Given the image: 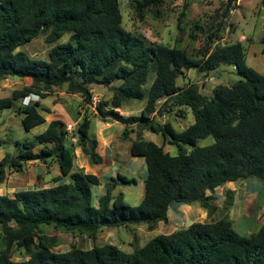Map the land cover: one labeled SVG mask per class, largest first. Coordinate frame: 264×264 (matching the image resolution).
<instances>
[{"label": "trees", "instance_id": "obj_1", "mask_svg": "<svg viewBox=\"0 0 264 264\" xmlns=\"http://www.w3.org/2000/svg\"><path fill=\"white\" fill-rule=\"evenodd\" d=\"M165 1L134 0L131 7L139 19L145 14L158 18ZM121 20L118 0H0V79L30 80L29 85L0 98V112L33 98L16 109L22 127L32 131L46 122L40 102L51 96L53 88L66 85V93L79 95L85 106L92 105L91 86L111 88L110 99L95 106L94 116L123 125L126 138L135 131L128 128H136L129 153L143 158L146 170L138 206H130L122 192L113 194L119 183H136L119 173V183L111 178L93 204L92 190L101 185L100 179L81 169L73 171L74 145H66V126L51 120L41 133L16 143L17 155L0 159V184L8 167L20 170L28 162L50 160L68 182L57 179L48 188L0 194V264H264V224L255 234L242 237L227 218L159 235L133 253L109 244L53 251L59 241L46 233V226L91 240L104 227L145 224L152 231L159 223H167L168 210L176 204L197 203L212 215L216 210L213 194L225 183L255 179L264 186V76L246 65L243 45L212 50L211 45L220 40L217 27L208 36V47L193 58L178 45L148 44L125 31ZM66 34L67 42L51 47L48 61L19 50L39 35L52 45ZM221 65L232 66L241 79L231 86H217L211 96L202 95L194 84H176L183 71L196 68L207 74ZM151 73L154 78L147 86ZM130 100H145L138 116L119 112ZM181 108L189 109L194 121L180 133L170 123L155 120L156 115ZM90 124L91 117L81 115L74 131L76 146L99 165L102 158L96 151L97 139L89 136ZM143 131L160 134L163 145L144 139ZM209 136L214 139L212 145L196 146ZM165 143L175 147L177 154L165 151ZM13 247L23 249L28 259L13 261Z\"/></svg>", "mask_w": 264, "mask_h": 264}, {"label": "rangeland", "instance_id": "obj_2", "mask_svg": "<svg viewBox=\"0 0 264 264\" xmlns=\"http://www.w3.org/2000/svg\"><path fill=\"white\" fill-rule=\"evenodd\" d=\"M134 0H118L122 28L136 36H139L148 44H160L166 47L178 45L180 48L193 58H199L200 54L208 47V36L218 27L221 29L220 40L211 45V49L218 46L240 43L245 49L246 65L257 73L264 76V6L262 0H166L160 10L158 18L152 14H145L142 19L134 15L131 4ZM183 14V15H182ZM225 16V17H224ZM195 25L198 30H195ZM195 30V40L190 37ZM69 35H64L52 45L46 44L44 35H39L31 42L19 48L29 57L35 60L48 61V53L51 47L67 42ZM154 74H149L147 86L152 82ZM241 78L232 66L221 65L216 71L207 74L199 72L193 68L183 71L182 75L176 80L179 87L188 83L198 87L199 92L205 96H211L217 86H231ZM29 79H19L8 77L0 79V98L9 97L14 90H20L23 86L29 85ZM113 86H116L114 84ZM92 91V105L85 106L79 95H69L66 93V85L52 89L51 96L41 100V115L49 121L52 119H64L67 129L66 145H74L77 148V137L75 136V119L87 114L92 117L96 114L95 106L101 101H108L111 97V88L98 85L90 87ZM22 100L15 102L13 108L0 112V159L5 154L11 156L18 154L17 142L31 139L35 133H41L44 128H37L36 131H26L21 125V116L16 109L22 105ZM145 106V100H130L123 104L121 111L123 115L138 116ZM80 112V115L77 112ZM97 120L91 119L89 136L96 138L98 135ZM155 120L161 124L170 123L175 132H182L190 126L194 119L189 109H174L171 113H164L163 116H155ZM112 129L114 146L119 149V156L115 162L116 173L108 172V164L95 165L90 161L87 163L89 174L97 175L102 186L109 183L107 179L117 180V173L128 179H134L135 184L125 186L117 185L114 195L122 192L125 201L132 207L138 206L144 195L145 167L143 158L130 156V141L135 139V135L126 138L123 135L124 126L116 123ZM35 131V132H33ZM131 134V133H130ZM144 139L153 142L157 146L163 145V137L151 131L142 132ZM214 143V139L209 136L197 141V147H206ZM168 150L170 155L177 154L175 147L170 145ZM167 149L166 146H164ZM190 151L191 147H186ZM75 154V153H74ZM83 154V153H82ZM84 155V154H83ZM81 154L75 155L73 171L84 164V157ZM85 156V155H84ZM86 157V156H85ZM87 158V157H86ZM88 159V158H87ZM89 160V159H88ZM84 171V170H83ZM6 180L0 184V194L12 195L20 190H32L48 188L54 185V180L61 179L58 166L54 161L46 163L28 162L20 170L8 167L6 170ZM68 178H62L59 180ZM209 195V193H207ZM216 207L215 212L208 216V212L199 211L191 213H180L172 207L170 210V224L156 225L150 231L145 224L137 226L107 228L100 230L97 238L91 240L87 237L61 234L46 226L45 231L51 236L57 237L59 245L53 251L64 253L72 246L89 250L93 247H100L105 244L113 245L125 253H133L142 248L150 240L159 235H165L174 227L175 231L184 228L190 223L210 222L221 218H227L232 222L234 230L242 237H249L255 234L264 224V186L255 179L225 183L216 189L213 194ZM95 199V198H93ZM93 200V204H95ZM189 206L195 208L197 203ZM184 208V207H183ZM200 208V207H199ZM179 216L178 218L176 216ZM180 219V223L179 222ZM174 231V230H173ZM168 235V234H167ZM13 261H23L28 259V255L23 249L12 248L10 252Z\"/></svg>", "mask_w": 264, "mask_h": 264}, {"label": "crops", "instance_id": "obj_3", "mask_svg": "<svg viewBox=\"0 0 264 264\" xmlns=\"http://www.w3.org/2000/svg\"><path fill=\"white\" fill-rule=\"evenodd\" d=\"M41 103V102H40ZM122 108V107H121ZM121 108L119 109V112L122 114V111H121ZM80 116H78L76 119H75V121H74V123H75V126L74 127H76V125H77V123L80 121ZM92 118H95V119H98L97 120V126H98V135H97V137H96V139H97V141H98V146H97V149H96V151H97V153L100 155V157L102 158V163L101 164H99V166L100 165H104V164H108V172H110L111 174L112 173H116V171H115V162H116V160H117V158H118V156H119V154H118V152H119V149H117L116 148V146H114V138H115V136H114V134H113V131H112V129L113 128H115L116 127V122H114V121H111V120H106V121H102V120H100L99 118H97V117H95V116H92L91 117V119ZM46 120V119H45ZM52 120H60V119H58V118H56V119H52ZM51 120H49V121H47L46 120V122H45V124L44 125H42V126H40L41 128H46V125L50 122ZM60 121H65L64 119H62V120H60ZM66 124V123H65ZM37 128H39V127H37ZM37 128H35L34 130L36 131V129ZM135 130L136 131V128L133 126V127H129L128 128V130ZM35 131H33V132H35ZM135 131H133V133H131V134H129V135H132V136H136V132ZM144 132V131H143ZM35 134H38V133H35ZM142 137H143V135H142ZM144 138V137H143ZM133 140V139H132ZM130 145H131V142H130ZM164 146H166L167 147V149H165V147H164V149H165V151H167V152H169L168 150L170 149V145L168 144V143H165V145ZM130 147V146H129ZM74 153H75V155H77L78 153L79 154H81V155H83L82 154V152H81V149L79 148V147H77L75 150H74ZM83 159H84V164L82 163V165L81 166H84L85 165V167H78V169H81V170H84V172L85 173H90L91 171L89 170V169H87V163L89 162V160L83 155ZM144 163V167H145V162H143ZM145 172H146V170H145ZM145 175H146V173H145ZM95 176H97V175H95ZM99 178V177H98ZM111 178H109V179H107L106 180V182L108 181V180H110ZM68 181H66L65 179H63L62 180V182L61 183H67ZM105 185V184H104ZM104 185L102 186V184L100 185V186H98V187H96V188H93V190H92V196H93V198H95V199H93V200H95L94 202H95V204H96V202H97V200H98V198L100 197V196H102L103 194H104V192H105V187H104ZM172 207H173V209L174 208H176L177 209V212H180V213H183V212H186V213H191V212H196V215H198L199 214V211H203V213H205V211L203 210V209H201V208H199V206H196L194 209L193 208H191V207H189V206H183V205H179V204H176V205H173V206H171L170 208H169V210H168V213H167V223L168 224H170V210L172 209ZM184 207V208H183ZM180 216V215H179ZM178 215L176 216L177 218L179 217ZM178 223H180V219H179V222ZM194 223V222H193ZM160 224H165V223H159L158 224V226L160 225ZM192 223H190V224H188L187 226H185V227H188L189 225H191ZM184 227V228H185ZM169 232L167 233V234H171V233H173L174 231H175V228L172 226V227H170L169 228ZM174 230V231H173ZM167 234H165V235H167Z\"/></svg>", "mask_w": 264, "mask_h": 264}, {"label": "built area", "instance_id": "obj_4", "mask_svg": "<svg viewBox=\"0 0 264 264\" xmlns=\"http://www.w3.org/2000/svg\"><path fill=\"white\" fill-rule=\"evenodd\" d=\"M34 99L33 98H30V97H27V98H24L22 100V103L24 106L28 105L29 103H31Z\"/></svg>", "mask_w": 264, "mask_h": 264}]
</instances>
